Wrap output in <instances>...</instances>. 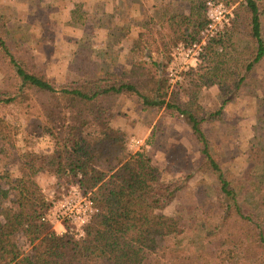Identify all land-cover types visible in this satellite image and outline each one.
<instances>
[{
  "label": "trees",
  "instance_id": "obj_1",
  "mask_svg": "<svg viewBox=\"0 0 264 264\" xmlns=\"http://www.w3.org/2000/svg\"><path fill=\"white\" fill-rule=\"evenodd\" d=\"M212 1L232 7L247 44L239 49L235 28L211 36L197 66L176 87L166 77V61L178 42L199 39L209 22L206 0H189L188 12L158 21L149 17L131 40L127 69L96 71L97 63L84 79L59 85L8 40L7 16L0 12V264H264V174L255 179L250 160L245 177L249 190L257 191L255 207L239 203L236 185L211 152L196 100L201 88L216 85L223 100L211 115H219L264 58L262 1ZM121 9L120 3L108 14L130 20ZM120 96L136 98L143 110L185 119L200 144V165L216 181L212 191L199 187L184 194L188 181L163 180L151 157L128 149L127 134L110 119ZM20 111L29 116L30 136L51 137L50 151L18 145L21 125L10 115ZM254 155L264 163V148ZM43 172L55 178L57 189L75 185L89 194L95 211L81 235L57 234L41 220L51 206L38 183ZM173 202L176 215L164 213ZM196 227L199 240L177 247L178 238Z\"/></svg>",
  "mask_w": 264,
  "mask_h": 264
},
{
  "label": "rangeland",
  "instance_id": "obj_2",
  "mask_svg": "<svg viewBox=\"0 0 264 264\" xmlns=\"http://www.w3.org/2000/svg\"><path fill=\"white\" fill-rule=\"evenodd\" d=\"M73 1L0 0V12L7 16L8 40L14 44L19 43L20 46L17 47L23 57L32 56L29 61L37 69H41L55 85L66 80L84 79L88 75L87 72L89 73L97 63L96 71L100 67L104 70L110 66L115 71L123 69L119 62L120 48L114 44L121 36V32L115 30L109 17L103 18L101 27L97 26L95 30L91 24L93 18L89 16L87 10L89 0H80L79 6ZM261 1L260 18L264 39V0ZM121 2V12L129 11L132 22L139 26L148 23L149 17L158 21L172 12H188L189 7V0H122ZM205 4L209 22L201 30L199 39L191 43L178 42L173 46L166 61V77L170 65L180 67V78L173 83L169 81L171 87H176L183 81L186 70L197 66L203 46L216 33L235 28L232 36L239 49L247 44V37L243 33L241 24L238 20H234L232 7L229 8L212 0H206ZM67 7H73L76 12L71 15V19L64 22L63 9ZM96 8L102 10V5L98 3ZM79 14L82 16L78 17ZM61 21L65 23L62 32ZM104 25L112 27L115 37H109V32L101 29ZM107 40L114 46L108 47ZM120 59L123 61V57ZM172 61L174 64L171 63ZM229 97L221 113L211 115L219 109L223 96L220 95L216 85L201 88L196 100L202 107L200 112L204 117L202 129L221 169L238 189V202L243 201V204L253 208L257 191L249 190L251 181L245 177V172L252 160L256 163L251 170L254 178L258 179L264 174V163L254 155L255 148H264V58L253 66L241 87ZM126 101L134 102L137 106L136 108L134 105L136 110L127 112ZM138 106L141 107L136 98L120 96L110 113L112 125L127 134L128 149L132 152L142 151L151 157L153 163L161 169L163 180L180 179L186 183L188 181L184 194L199 187L212 191L216 181L200 165V144L185 119L181 115L169 114L162 109L140 108V110ZM15 116L21 125L17 143L22 149L38 154L52 149L53 142L48 134L41 133L36 137L29 135V116L25 112L20 111L17 114L13 112L10 118L13 119ZM239 177L242 178V182L237 181ZM38 183L51 202L50 209H53V203L57 209L64 201L77 197L74 192L75 185H70L66 189H57L55 178L47 172L40 173ZM176 208L177 204L173 202L162 211L176 215ZM62 222L68 229L72 226L73 231H76L74 229L77 226ZM50 228L53 230L52 225ZM201 236L197 227L190 229L184 236L178 238L177 247L187 248Z\"/></svg>",
  "mask_w": 264,
  "mask_h": 264
},
{
  "label": "crops",
  "instance_id": "obj_3",
  "mask_svg": "<svg viewBox=\"0 0 264 264\" xmlns=\"http://www.w3.org/2000/svg\"><path fill=\"white\" fill-rule=\"evenodd\" d=\"M122 0H89L88 1V7L87 10L89 12V16L91 15L93 20H91V24L94 26V29H97V26L101 27L102 25V19L106 18V17H110L113 26H115V30L117 32H121V36L117 39V42L114 43L117 45V48L119 46V62L121 63V65L124 68H128V63L126 60V57L128 55L129 49L131 47V40L136 36L138 30H139V25L136 23L134 24V22H132V15H130V20L122 17V16H117V14L114 15H109V13H112V8L116 5L119 7L120 3ZM74 2H79L80 0H74ZM100 3L102 5V10H99V8H96V5ZM100 6V5H98ZM110 6V8H109ZM71 8L73 7H67L65 9H63V13L65 15V19H63L64 22H66L65 20H69L71 19ZM62 10V8H61ZM64 22L61 21V32L64 31ZM112 26V25H111ZM125 28V30H123ZM104 29L103 31L109 32L108 36L109 37H115V31L112 29V27L110 26H106L104 25ZM108 42V44L106 43V47L108 45V47L114 46L113 43H111L110 41H106ZM122 46V47H120ZM107 50V48H106ZM123 51V52H122ZM107 52V51H106ZM124 53V55H122ZM121 57H123V61L122 59H120ZM125 109L127 112L132 111V110H136L137 106L134 102L132 103H128V101H126L125 103ZM134 105L136 106V108H134ZM140 105V104H139ZM141 107L138 106V109H140ZM141 110V109H140ZM57 224V226H56ZM53 229L56 232H59L61 229H63V226L60 223L54 222L53 224H51Z\"/></svg>",
  "mask_w": 264,
  "mask_h": 264
},
{
  "label": "built area",
  "instance_id": "obj_4",
  "mask_svg": "<svg viewBox=\"0 0 264 264\" xmlns=\"http://www.w3.org/2000/svg\"><path fill=\"white\" fill-rule=\"evenodd\" d=\"M174 64V62H171ZM179 66H172L170 65L167 70V77L168 80L173 83L179 80L180 78V71ZM75 194L77 197L71 198V200L64 201L63 204L58 206L57 209H55L57 206L52 204L53 209H50L41 217V220L48 223L53 224L54 222H58L63 226V229H61L59 232H56L54 229V232L57 234H62L64 232H71L78 235H81L83 232L84 225L88 222L91 215L95 211V207L93 205V201L89 197V194H82L79 192L78 188L75 187ZM51 207V206H50ZM68 222L71 225L77 226L76 231H73L72 226L71 229L66 227L65 223L62 222Z\"/></svg>",
  "mask_w": 264,
  "mask_h": 264
}]
</instances>
